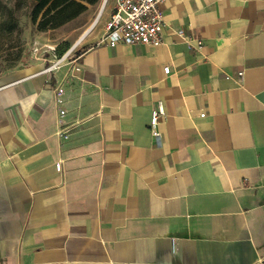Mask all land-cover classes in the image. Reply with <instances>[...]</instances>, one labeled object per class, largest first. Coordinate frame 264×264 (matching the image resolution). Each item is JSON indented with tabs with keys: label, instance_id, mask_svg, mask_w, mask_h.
I'll return each mask as SVG.
<instances>
[{
	"label": "crops",
	"instance_id": "crops-1",
	"mask_svg": "<svg viewBox=\"0 0 264 264\" xmlns=\"http://www.w3.org/2000/svg\"><path fill=\"white\" fill-rule=\"evenodd\" d=\"M113 1L0 79V264H264V0H167L156 47L100 42Z\"/></svg>",
	"mask_w": 264,
	"mask_h": 264
},
{
	"label": "rangeland",
	"instance_id": "rangeland-1",
	"mask_svg": "<svg viewBox=\"0 0 264 264\" xmlns=\"http://www.w3.org/2000/svg\"><path fill=\"white\" fill-rule=\"evenodd\" d=\"M113 2L100 0L94 6L89 5L74 22L40 31L38 22L32 19L34 0H0V79L18 68H48L54 53L61 57L69 52L71 61L85 49L82 36L99 13L96 30L102 28L105 13Z\"/></svg>",
	"mask_w": 264,
	"mask_h": 264
},
{
	"label": "built area",
	"instance_id": "built-area-1",
	"mask_svg": "<svg viewBox=\"0 0 264 264\" xmlns=\"http://www.w3.org/2000/svg\"><path fill=\"white\" fill-rule=\"evenodd\" d=\"M167 0H116L115 6L111 13L110 19L105 23V33L100 42L115 47L119 44L123 45H148L156 47L162 43V32L164 26V14L162 12V5ZM179 37L184 43H187L189 48L199 52L203 47V42L199 39H193L183 32H179ZM69 52L63 56H58L54 53L53 60H51L50 67L46 70L52 72L59 70L68 62ZM164 73L170 74V67L163 69ZM244 73L240 72L239 77L242 79ZM64 89L58 87L56 89L55 100L58 105H62ZM65 110H60V119L58 124L60 126L57 132L62 136L68 131L64 127L63 117ZM163 106L153 110L150 122V133L153 139L159 143L161 132L158 130L161 116H163ZM204 115V114H203ZM203 115H201L203 117ZM67 134L64 138H67ZM63 165L61 162L56 163V170L62 171Z\"/></svg>",
	"mask_w": 264,
	"mask_h": 264
},
{
	"label": "trees",
	"instance_id": "trees-1",
	"mask_svg": "<svg viewBox=\"0 0 264 264\" xmlns=\"http://www.w3.org/2000/svg\"><path fill=\"white\" fill-rule=\"evenodd\" d=\"M34 2L32 19L38 22L40 31H48L78 18L89 5L94 6L100 0H34Z\"/></svg>",
	"mask_w": 264,
	"mask_h": 264
},
{
	"label": "bare ground",
	"instance_id": "bare-ground-1",
	"mask_svg": "<svg viewBox=\"0 0 264 264\" xmlns=\"http://www.w3.org/2000/svg\"><path fill=\"white\" fill-rule=\"evenodd\" d=\"M91 29H92V27H91ZM89 32H90V31H89V29H88L87 32H86L82 37L86 36Z\"/></svg>",
	"mask_w": 264,
	"mask_h": 264
}]
</instances>
